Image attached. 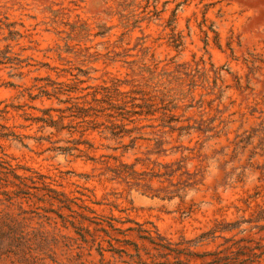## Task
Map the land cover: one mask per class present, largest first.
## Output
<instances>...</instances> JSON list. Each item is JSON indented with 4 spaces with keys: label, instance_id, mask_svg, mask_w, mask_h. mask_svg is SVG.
Here are the masks:
<instances>
[{
    "label": "rangeland",
    "instance_id": "1",
    "mask_svg": "<svg viewBox=\"0 0 264 264\" xmlns=\"http://www.w3.org/2000/svg\"><path fill=\"white\" fill-rule=\"evenodd\" d=\"M0 264H264V0H0Z\"/></svg>",
    "mask_w": 264,
    "mask_h": 264
}]
</instances>
